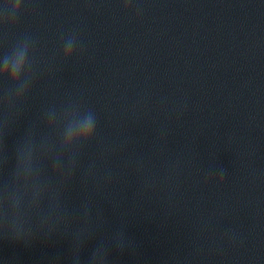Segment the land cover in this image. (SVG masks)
<instances>
[{
    "label": "clouds",
    "instance_id": "obj_1",
    "mask_svg": "<svg viewBox=\"0 0 264 264\" xmlns=\"http://www.w3.org/2000/svg\"><path fill=\"white\" fill-rule=\"evenodd\" d=\"M4 71L7 72L8 69L5 68ZM95 128H96L95 119L93 117H89L88 119H86V121L83 124L81 135L85 140L90 139L95 133ZM223 175L224 173L222 171L220 173L221 180L223 179Z\"/></svg>",
    "mask_w": 264,
    "mask_h": 264
}]
</instances>
